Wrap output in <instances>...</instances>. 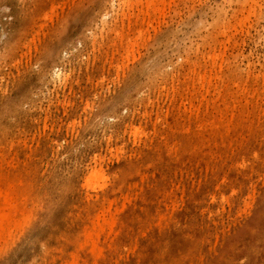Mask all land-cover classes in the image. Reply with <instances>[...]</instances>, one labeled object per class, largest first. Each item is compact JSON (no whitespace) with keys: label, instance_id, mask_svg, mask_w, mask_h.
<instances>
[{"label":"rangeland","instance_id":"1","mask_svg":"<svg viewBox=\"0 0 264 264\" xmlns=\"http://www.w3.org/2000/svg\"><path fill=\"white\" fill-rule=\"evenodd\" d=\"M56 1L0 0V264H264V0Z\"/></svg>","mask_w":264,"mask_h":264},{"label":"bare ground","instance_id":"2","mask_svg":"<svg viewBox=\"0 0 264 264\" xmlns=\"http://www.w3.org/2000/svg\"><path fill=\"white\" fill-rule=\"evenodd\" d=\"M55 1H56V0H55ZM70 1H71V0H70ZM70 1H69L68 4L71 3ZM82 1H83V0H82ZM126 1H128V0H126ZM129 1H131V0H129ZM129 1H128V2H129ZM56 2H58V4H59V2H61V1L57 0ZM65 2H66V1H65ZM124 2H125V1L123 0L122 3L124 4ZM128 2H127V4L130 3V2H129V3H128ZM63 3H64V2H61V4H63ZM146 3H147V4H146V8H147V9H148V8H151L152 5H153V6L155 5V4H152V5H151V4H148V3H151V1H148V2H146ZM152 3H153V2H152ZM58 4H57V5H58ZM61 4L58 5L57 8H58L59 6H62ZM127 4H125V5H127ZM50 5L52 6L53 4H50ZM64 5H65V4H64ZM80 5H81V4H80ZM125 5H124V6H125ZM130 5H131V3H130ZM130 5H129V6L127 5L128 7L126 6L125 8H129ZM147 5H148V6L151 5V7H150V6L147 7ZM54 6L56 7V5H53V6H52L53 9L55 8ZM65 6H66V5H65ZM67 6H68V5H67ZM67 6H66V8H67ZM69 6H71V5H69ZM157 6H158V5H157ZM49 8H50V7H49ZM57 8H56V10H57ZM153 8H154V7H153ZM153 8H152V9H153ZM53 9H52V10H53ZM60 9H61V7H60ZM152 9H151V11H152ZM156 9L158 10V7L154 9L155 11L153 10L154 12L152 11L153 14L156 13V11H157ZM50 10H51V9H50ZM144 10H145V9H144ZM61 11H62V9H61ZM121 11H122V10H121ZM147 11H148V10H147ZM47 12H48V11H47ZM47 12H44V14H45V13H46V14H50V13H47ZM49 12H51V14H50L51 16L48 15L49 17H48V16L45 17L46 15H44V14L42 13V14L44 15V18H43L44 20H46L47 18H48V19H52V15H53L54 12H53V11H49ZM143 12H144V11H143ZM122 13H123V11H122ZM124 13H125V17H126V12H124ZM145 13H148V12H146V10H145ZM56 14H57V13H56ZM128 14H129V13H127V15H128ZM148 14H151V13H148ZM54 15H55V13H54ZM130 15H132V14H130ZM151 15H152V14H151ZM41 16H42V15H41ZM148 16H150V15H148ZM42 17H43V16H42ZM126 18H127V17H126ZM128 19H130V18L128 17ZM137 20H138V18H137ZM129 21H131V20H129ZM134 21H136V19H135ZM128 23H129V22H128ZM132 24H134V23H132ZM128 27H129V26H128ZM128 27H127V29H128ZM130 28H131V27H130ZM132 31H134V30L132 29ZM135 31H138V30H135ZM116 32H118V31H116ZM127 32H128V31H127ZM138 32H139L140 35H142V34L140 33V31H138ZM138 32H137V34H138ZM120 33L122 34L121 31L118 32V34H120ZM125 33H126V32H125ZM126 34H127V33H126ZM117 36L119 37V35H117ZM34 37H35V36L33 35L32 38L35 40ZM115 37H116V36H115ZM118 37H117V39H118ZM120 37L122 38V35H121ZM120 37H119V38H120ZM136 37H137V39H138V38H140L141 36L138 37V35H136V36H134L133 38L136 39ZM121 38H120V40H121ZM126 38H128L127 40H129V42L126 41V42H128V43H126V44H129V43L131 44L130 40H132L133 38H132V39H129V37H126ZM117 39L115 38V40H117ZM137 39H136V40H137ZM29 40L31 41L32 39H29ZM120 40H117V41H120ZM32 41H33V40H32ZM88 41H89V40H88ZM134 41H135V40H134ZM123 42H124V41H123ZM135 42H138V41H135ZM28 43H29V41H28ZM116 43H117V42H116ZM116 43H114V41H113L112 45H113V46H114V45L117 46ZM133 43H134V42H133ZM133 43H132L131 45H133ZM120 44H121V41H120ZM120 44H119V45H120ZM134 44H135V43H134ZM121 45H123V43H122ZM124 45H125V44H124ZM113 46H112V47H113ZM125 46H126V45H125ZM128 47L130 48V46H128ZM113 48H114V47H113ZM115 48H116V47H115ZM122 48H124V47H122ZM124 49H125V48H124ZM124 49H123V51H124ZM116 50H117V48H116ZM118 50H119V49H118ZM118 50H117V52H119ZM120 51H121V50H120ZM125 52H126V51H125ZM113 53H114V49H113ZM113 53H112V54H113ZM123 53H124V52H123ZM114 54H115V53H114ZM116 54H118V53H116ZM125 54H126V53H125ZM214 54H215V55H214ZM212 55H213V56H212ZM212 55H210V56L213 57L214 59H212V60H213V63H212V60H211V64H215V63H216L215 58H216V57L218 58V56L220 55V53H219V54H218V53H213ZM126 56H127V55H126ZM210 56H209V58H210ZM214 56H215V57H214ZM110 57H112V56L110 55ZM219 58H220V57H219ZM220 59H221V58H220ZM221 61H222V59L220 60V63H216V65L213 66V67L211 66L212 69H207V70H210V72H212L211 70H213L214 67L219 66V65H222V64H221ZM217 62H218V61H217ZM222 63H223V62H222ZM217 64H218V65H217ZM197 67H198V66H197ZM199 67H201V65H199ZM193 68H195V66H194ZM193 68H190V69H193ZM204 68H205V67H204ZM204 68H203V69H204ZM219 68H221V67H219ZM195 69H196V68H195ZM203 69H202V70H203ZM216 69H217V67H216ZM193 70H194V69H193ZM198 70H199V73H197V74H195V75L200 74V69L198 68ZM190 71H191V70H190ZM213 71H214V72L211 73V74H213V75L215 76L217 71H215V70H213ZM195 72H196V71H194V73H195ZM205 72H206V73H209V72H207L206 70H205ZM205 72H203L204 74H201L202 76L204 75L203 77H205V75L208 76V75L210 74V73H209V74L207 75ZM190 73H191V72H190ZM214 73H215V74H214ZM217 73H218V72H217ZM219 73H221V70L219 71ZM192 74H193V73H192ZM187 75H188V74H187ZM187 75H186V76H187ZM190 75H191V74H190ZM193 75H194V74H193ZM201 75H200V76H201ZM66 76H68V75H66ZM200 76H199V77H200ZM214 76H212V77H213L212 79L218 77V76H215V77H214ZM191 77H192V76H191ZM196 77L198 78V76H196ZM196 77H195V78H196ZM188 78H189V82H190V79H191V78H190L189 76H188ZM197 78H196V79H197ZM205 78H206V77H205ZM207 78H208V80H209V79L211 80V77H210V76H208ZM207 78H206V79H207ZM218 78H220V76H219ZM65 79H66V78H65ZM185 79H186V78H185ZM193 79H194V78L192 77L191 82H194ZM186 80L188 81V79H186ZM192 80H193V81H192ZM208 80H207V81H208ZM217 80H218V79H217ZM220 80H221V79H220ZM171 81H172V80H171ZM198 81L200 82V78H199ZM202 81H203V79H202ZM207 81H206V83H207ZM260 81L263 83L264 80L262 81V79H261ZM184 82H185V81H184ZM191 82H190V83H191ZM204 82H205V80H204ZM204 82H200V85H202ZM223 82H224V81H223ZM233 82H234V81H233ZM238 82H239V81H238ZM195 83H196V80H195ZM201 83H202V84H201ZM212 83H213V81H212ZM234 83H235V82H234ZM236 83H237V82H236ZM242 83H243V82H242ZM244 83H245V82H244ZM197 84H198V83H197ZM220 84H221V83H220ZM237 84H238V83H237ZM237 84H235V86H237ZM239 84H241V82H240ZM185 85L187 86L188 84H185ZM198 85H199V84H198ZM198 85H197V87H198ZM203 85H204V87L206 88V84H203ZM210 85H211V83H210ZM217 85H218V84H217ZM217 85H216V86H217ZM242 85H243V84H242ZM244 85H245V88L247 89V91H248V89L250 90L251 87L247 88V87H246V83H245ZM248 85H249V83H248ZM257 85H260L259 82H258ZM186 86H185V87H186ZM189 86L192 87V84H190ZM194 86H196V85H194ZM207 86H209V84H208ZM218 86H219V85H218ZM220 86H221V85H220ZM223 86H224V85H223ZM226 86H227V85H226ZM171 87H172V88H171L172 90L176 89V87L173 89V85H172ZM187 87H188V86H187ZM191 87H190V88H191ZM199 87H200V86H199ZM199 87L196 88V89H199ZM204 87H202V88L204 89ZM238 87H240V86L238 85ZM238 87H237V89H234V90H235V91L238 90ZM207 88H210V89H211L210 86L207 87ZM207 88L204 89V90H206V91L203 90V93L208 91ZM241 88L244 89V87H242V86H241ZM193 89H195V87H193L191 90H193ZM196 89H195V90H196ZM246 89H245V90H246ZM186 90H188V88H187ZM245 90H243L244 93H245ZM193 91H194V90H193ZM196 91H197V90H196ZM196 91H194V92H190V93H191V96H192V93L195 94ZM198 91H200V90H198ZM249 92H250V91H249ZM251 92H252V91H251ZM251 92H250V93H251ZM254 92H255V91H253V93L251 94L252 96H251V98H249V100H250V99L253 100L252 97H253ZM256 93H257V91L255 92V94H256ZM248 94H249V93H247V95H248ZM259 94H260V93L257 94L258 97H259ZM195 96H196V94H195ZM248 96H249V95H248ZM255 96H256V95H255ZM236 97H237V96H236ZM244 97H246V95H244ZM258 97H257V99H258ZM193 98H195V97H193ZM197 98H198V97H197ZM201 98L204 99V96H203V97L201 96ZM221 98H222V97H221ZM230 98H231V96H230ZM239 99H240V98H239ZM239 99H238V101H239ZM246 99H247V98H246ZM246 99H244L245 102H248V100H246ZM225 100H226V99H225ZM234 100H235V99H234ZM234 100H232V102H234ZM236 100H237V99H236ZM223 101H224V98H223ZM226 102H227V101H226ZM233 104H234V103H233ZM259 105H260V104H259ZM259 105H258V107H259ZM88 106H89V105H88ZM88 106H86V107H88ZM225 106L227 107V109H229L228 107H230V106H228V105H225ZM225 106H224V107H225ZM260 106H261V105H260ZM258 107H257V109H258ZM88 108H89V107H88ZM254 108H255V107H254ZM193 109H194V106H192V112H190V113H193L194 110H196V109H194V110H193ZM222 110H223V109H222ZM225 110H226V108H225ZM255 110H256V109H255ZM262 110H263V109H262ZM227 111H228V110H227ZM227 111H226V114H227ZM220 112H221V111H220ZM251 112H252V111H251ZM253 112H255V111H253ZM258 112H260V110H258ZM194 114H195V112H194ZM246 114H247V113H246ZM249 114H250V113H249ZM261 114L263 115L262 111H261ZM145 115H147V114H145ZM195 115H196V114H195ZM219 115H220L221 117L223 116V115H221V114H219ZM253 115H255V113H254ZM256 115H257V114H256ZM259 115H260V114H259ZM259 115H258V116H259ZM196 116H197V115H196ZM196 116H195V117H196ZM211 116H212V119H211L212 121H210V123L213 124L212 122H213V118H214V116H213L212 114H211ZM260 116H261V115H260ZM263 116H264V115H263ZM195 117H194V119H195ZM225 117H226V116H225ZM215 118H216V117H215ZM238 118H239V117H238ZM258 118H259V117H258ZM261 118H262V116H261ZM263 118H264V117H263ZM216 119H217V118H216ZM226 119H227V118H226ZM231 119H232V118H231ZM231 119H230V120H231ZM234 119H236V118H234ZM234 119H233V120H234ZM214 120H215V119H214ZM217 120H218V119H217ZM73 121H74V120H73ZM207 121H209V120L207 119ZM215 121H216V120H215ZM225 121H226V120H225ZM262 121H263V119H262ZM157 122H158V121H157ZM220 122H221V121L219 120V123H220ZM236 122L238 123V121H236ZM249 123H251V122H249ZM69 124H70V123H69ZM72 124H74V123H72ZM188 124H189V122H188ZM206 124H207V123H206ZM227 124H228V122H227ZM245 124H247V123H245ZM251 124H253V122H252ZM207 125H208V124H207ZM215 125H218L217 122H216ZM215 125H214V126H215ZM238 125H239V124H238ZM238 125H237V126H238ZM241 125H242V124H241ZM188 126H189V125H188ZM211 126H212V125H211ZM223 126H225V125H223ZM234 126H235V125H234ZM243 126H245V125H243ZM246 126H248V124H247ZM256 126H257V125H256ZM217 127H218V126H217ZM235 127H236V126H235ZM240 127H241V126H240ZM258 127H259V126H258ZM134 128H135V129H133V132H134L133 134H134V135H133V134H132V135L135 137L136 134H138V128H136V127H134ZM152 128H153V127H152ZM188 128H189V127H188ZM188 128H187V129H188ZM195 128H196V127H195ZM221 128H222V127H221ZM228 128H229V127H228ZM244 128H245V127H244ZM254 128H255V127H254ZM261 128H263V127H261ZM139 129H142V128H139ZM185 129H186V128H185ZM187 129H186V130H187ZM201 129H202V128H201V126H200V129H199V130H201ZM213 129H214V128H213ZM241 129H242V127H241ZM246 129H247V128H246ZM249 129L251 130L250 126H248V129H247V130H249ZM257 129H258V128H257ZM195 130H196V129H195ZM220 130H222V129H220ZM225 130H227V127H226V129H225V127H224V131H223V130H222V131L225 133V132H226ZM234 130H235V129H234ZM140 131H141L143 134H145V132L143 131V129L140 130ZM153 131H154V130H153ZM171 131H172V130H171ZM184 131H185V130H184ZM192 131H193V129H192ZM204 131H205V129H204ZM231 131H232V130H231ZM147 132H148V131H147ZM147 132H146V135H145L146 138H147ZM151 132H152V131H151ZM167 132H168V131H167ZM185 132H186V131H185ZM187 132H188V130H187ZM205 132H206V131H205ZM217 132H218V131H217ZM139 133H140V132H139ZM149 133H150V132H149ZM149 133H148V135H149ZM198 133H199V132H198ZM206 133H207V132H206ZM219 133H220V132H219ZM248 133H249V132H248ZM140 134H141V133H140ZM140 134H139V135H140ZM143 134H141V135H143ZM174 134H175V133H174ZM174 134H173V135H174ZM179 134H180V132H179ZM186 134H187V133H186ZM199 134H200V133H199ZM250 134H251V133H250ZM254 134H255V133H254ZM139 135H138V136H139ZM165 135H166V134H165ZM168 135H170V134H168ZM200 135H201V134H200ZM213 135H214V134H213ZM217 135H218V134H217ZM227 135H228V133H227ZM177 136H179V135H177ZM190 136H191V135H190ZM190 136H189V137H190ZM193 136H194V135H193ZM208 136H210V135H208ZM219 136H220V135H219ZM225 136H226V135H225ZM255 136H256V135H255ZM134 137H133V138H134ZM145 137H144V138H145ZM179 137H180V136H179ZM217 137H218V136H217ZM217 137H216V139H217ZM226 137H227V136H226ZM137 138L140 139L139 137H137ZM149 138H150V137H149ZM149 138H147V139H149ZM175 138H176V137H175ZM180 138H181V137H180ZM207 138H208V137H207ZM210 138H213V136H211ZM210 138H209V139H210ZM221 138H222V137H221ZM223 138H224V137H223ZM181 139H182V138H181ZM181 139H180V140H181ZM251 139H252V138H251ZM261 139H263V141H264V138L261 137ZM134 140H136V138H134ZM140 140H141V139H140ZM151 140H152V139H151ZM190 140H191V139H190ZM204 140H205V139H204ZM206 140H207V139H206ZM214 140H215V138H214ZM220 140H221V139H220ZM224 140H225V139H224ZM136 141H137V140H136ZM143 141H144V140H143ZM175 141H176V140H175ZM192 141H193V140H192ZM221 141H222V140H221ZM221 141H220V142H221ZM138 142H139V140H138ZM141 142H142V141H141ZM144 142L146 143V140H145ZM152 142H153V141H152ZM152 142H151V144H152ZM222 142H223V141H222ZM252 142H253V141H252ZM252 142H251V143H252ZM145 143H144V144H145ZM174 143H175V142H174ZM176 143H177V142H176ZM179 143H180V142H179ZM186 143H187V142H186ZM189 143H190V142H189ZM189 143H188V144H189ZM192 143H193V142H192ZM197 143H198V141H197ZM201 143H203V142H201ZM151 144L149 143V145H151ZM159 144H160V143H159ZM163 144H164V143H163ZM180 144H181V143H180ZM147 145H148V144H147ZM157 145H158V144H157ZM173 145H174V144H173ZM175 145H176V144H175ZM178 145H179V144H178ZM178 145H176V148H177ZM193 145H195V144H193ZM208 145H209V143H208ZM167 146H168V145H167ZM183 146H184V145H183ZM185 146H186V145H185ZM147 147H148V146H147ZM147 147H145V148L147 149ZM158 147H159V146H158ZM171 147H172V146H171ZM180 147H181V146H180ZM189 147H190V146H189ZM189 147L187 146V148H189ZM200 147H201V145H200ZM250 147H251V146H250ZM29 148H30V147H29ZM149 148H150V147H149ZM165 148H166V147H165ZM169 148H170V147H169ZM174 148H175V147H174ZM195 148H196V147H194L193 149H195ZM119 149L121 150V148H119ZM119 149H118V150H119ZM122 149H123V148H122ZM150 149H151V148H150ZM150 149H149V150H150ZM181 149H182V148H181ZM189 149L191 150L192 148H189ZM189 149H188V150H189ZM193 149H192V150H193ZM196 149L199 150V148H196ZM118 150H117V151H118ZM169 150H171L170 152L172 153V149H169ZM188 150H187V151H188ZM190 150H189V151H190ZM192 150H191V151H192ZM197 150H196V151H197ZM163 151H164V150H163ZM165 151H166V150H165ZM175 151H176V150H175ZM177 151H178V150H177ZM182 151H183V150H182ZM191 151H190V152H191ZM119 152H122V155H123V152H124V151L121 150V151H119ZM152 152H153V151H152ZM185 152H186V151H185ZM185 152H184V153H185ZM190 152H189V153H190ZM193 152H194V151H193ZM198 152H199V151H198ZM116 153H117V152H116ZM173 153H174V157H176L177 154H176L175 152H173ZM177 153H178V152H177ZM181 153H182V152H181ZM189 153H188V154H189ZM210 153H211V152H210ZM253 153H255V154L253 155V156L255 157V156H256V152H253ZM253 153H252V154H253ZM119 154H120V153H119ZM168 154H169V153H168ZM175 154H176V155H175ZM185 154H186V153H185ZM205 154H206V153H205ZM207 154H208V152H207ZM171 155H172V154H171ZM208 155H209V154H208ZM208 155H206V156H207L208 160L210 161L211 158L209 159V156H208ZM95 156H96V155L93 156V158H92L91 161H93V159H94ZM116 156H117V157H116ZM116 156H115V157L118 158V156H120V155L116 154ZM167 156H168V155H167ZM201 156H202V155H201ZM204 156H205V155H204ZM204 156H203V157H204ZM206 156H205V157H206ZM203 157H202V158H203ZM210 157H211V156H210ZM237 157H238V156H237ZM256 157H257V156H256ZM256 157H255V158H256ZM96 158H98V157H96ZM96 158H95V159H96ZM120 158H121V157H120ZM151 159H154V158H151ZM242 159H244V158H242ZM142 160H144V159H142ZM252 160H253V158H252ZM98 161L101 162V159H99ZM103 161H104V160L102 159V162H103ZM235 161H236V160H235ZM96 162H97V161H96ZM96 162H94V164H95ZM100 162H98V163H99V166H100ZM174 162H175V161H174ZM205 162H207V160H206ZM236 162H237V161H236ZM240 162L243 164V160H241ZM240 162H239V163H240ZM233 163H234V162H233ZM239 163H238V166H239V168H240V165H241V164L239 165ZM248 163H249V162H248ZM150 164H152V163H150ZM236 164H237V163H236ZM236 164H235V165H236ZM251 164H252V163H251ZM90 165H91V164H90ZM104 165H105V164H104ZM208 165H209V164H207V167H208ZM92 166H93V165H92ZM92 166H90V167H92ZM99 166H98V167H99ZM232 166H234V165L232 164ZM236 166H237V165H236ZM243 166H244V165H243ZM249 166H250V165H249ZM93 167H94V168H92V169L88 167V168L90 169L89 172H87L88 170H86V172H87V173H86V176L84 175L86 181H85V179H84V181H85V183H87V184H84V183H83V184L86 185V186L88 185L87 188H90V187H91L92 189L94 188V190L97 192V189H98L97 187H98V185H99V188H100L101 186H104L103 184L106 183L105 180H106L108 177H107V174H106V177L104 176V170H103V168L101 169V166H100L99 168H95V165H94ZM147 167H148V166H147ZM205 167H206V166H205ZM207 167H206V168H207ZM241 167H242V165H241ZM245 167H246V166H245ZM245 167H244V168H245ZM106 168H107V167H106ZM122 168H123V167H122ZM206 168H205V169H206ZM210 168H211V167H210ZM237 168H238V167H237ZM100 169L103 171V173L100 172ZM206 170H207V169H206ZM214 170H215V169H214ZM234 170H235V169H234ZM125 171H126V170H125ZM125 171H124V172H125ZM212 171H213V169H212ZM212 171H211V172H212ZM135 172H136V171H135ZM215 172H216V171H215ZM127 173H128V170H127ZM206 173H207V172H206ZM216 173H217V172H216ZM216 173H215V174H216ZM112 175H113V174H112ZM137 175H138V174H137ZM201 176H202V175H201ZM209 176H210V178H211V175H209ZM217 176H218V175H217ZM116 177H117V175H116ZM212 177H214V176H212ZM66 178H67V177H66ZM216 178H217V177H216ZM219 178H220V177H219ZM221 178H224V177H222V175H221ZM4 179H5V178H4ZM224 179H226V178H224ZM108 180H109V179H108ZM180 180H181V179H180ZM198 180H199V178H198ZM263 180H264V179H263ZM112 181H113V180H112ZM214 181H215V180H213V181L211 180V183H210L209 185H211L212 182L214 183ZM218 181H219V180H218ZM221 181H223V180L221 179V180H220V183H221ZM261 181H262V180H261ZM100 182H101V184H100ZM204 182H205V181H204ZM223 182H224V181H223ZM218 183H219V182H218ZM263 183H264V182H262V184H263ZM215 184H216V183H215ZM223 184H224V183H223ZM100 185H101V186H100ZM134 185H135V184H134ZM155 185H156V184H155ZM212 185L214 186V184H212ZM96 186H97V187H96ZM118 186H119V185H118ZM222 186H223V185H222ZM259 186H260V185H259ZM95 187H96L97 189H96ZM211 187H212V186H211ZM227 188H228V187H227ZM231 188H232V187H231ZM233 188H234V187H233ZM251 188H252V187H251ZM82 189H83V188H82ZM92 189H91V190L89 189V190L92 191ZM100 189H102V187H101ZM117 189H119V188L117 187ZM211 189H212V188H211ZM224 189H226V188H224ZM237 189H239V187H238ZM245 189H246V188H245ZM247 189H248V188H247ZM221 190H222V189H221ZM234 190H235V188H234V189H231V191H233V192H234ZM87 191H88V190H87ZM87 191H86V192H87ZM95 191H94V192H95ZM101 191H102V190H101ZM111 191H112V190H111ZM116 191H117V190H116ZM181 191H182V190H181ZM212 191H213V189H212ZM224 191H225V190H224ZM239 191H240V190H239ZM245 191H246V190H245ZM247 191H248V190H247ZM262 191H263V190H262ZM80 192H81V191H80ZM118 192H119V191H118ZM208 192H209V191H208ZM251 192H252V191H251ZM113 193H114V191H113ZM120 193H121V192H120ZM182 193H183V192H182ZM210 193H213V192H210ZM230 193H231V192H230ZM230 193H229V194H230ZM238 193H239V192H238ZM253 193H254V192H252V194H253ZM6 194H8V193H7V192H6V193H1V191H0V207H1V203H2V201L5 200V198H6ZM54 194H56V193H54ZM58 194H59V193H58ZM84 194H85V192H84ZM94 194H95V193H94ZM227 194H228V193H227ZM236 194H237V192H236ZM239 194H240V193H239ZM249 194H250V193H249ZM52 195H53V194H52ZM95 195H96V194H95ZM206 195H207V193H206ZM230 195H231V194H230ZM240 195H241V194H240ZM256 195H257V194H256ZM256 195H255V196H256ZM86 196H87V195H86ZM90 196H91V199H92V195H90ZM102 196H103V195H102ZM102 196H101V197H102ZM208 196H209V195H208ZM212 196H213L212 198L214 199V195H213V194H212ZM217 196H218V195H217ZM228 196H229V195H228ZM253 196H254V195H253ZM259 196H260V195H259ZM131 197H132V196H131ZM134 197H135V196H134ZM209 197H211V196H209ZM219 197H220V196H219ZM219 197H218V199H219ZM232 197H233V196H232ZM232 197H231V198H232ZM236 197H237V195H236ZM236 197H235L234 199H236ZM239 197H240V196H239ZM244 197H245V195H244ZM246 197H248V194H247ZM86 198H87V197H86ZM102 198H104V196H103ZM132 198H133V197H132ZM206 198H207V196H206ZM242 198H243V197H242ZM251 198H252V199H251ZM94 199H97V195H96V198H94ZM104 199H105V198H104ZM106 199H107V198H106ZM130 199H131V198H130ZM213 199H211V201H212ZM234 199H233V200H234ZM247 199H248V201H249V197H248ZM250 199H251L252 202H253V197H250ZM221 200H222V199H221ZM230 200H231V199H230ZM233 200H232V201H233ZM238 200H239V199H238ZM240 200H241V199H240ZM244 200H245V199H244ZM244 200H242V201H244ZM251 200H250V201H251ZM54 201H55V200H54ZM86 201H87V200H86ZM92 201H93V200H92ZM110 201H111V200H110ZM103 202H104V201H103ZM179 202H180V201H179ZM187 202H188V201H187ZM187 202H186V203H187ZM203 202H205V201H203ZM219 202L221 203L222 201H218V203H219ZM87 203H88V202H87ZM110 203H111V202H110ZM122 203H123V202H122ZM177 203H178V202H177ZM184 203H185V202H184ZM194 203H195V202H194ZM208 203H209V202H208ZM95 204H96V203H95ZM102 204H103V203H102ZM124 204H125V203H124ZM124 204H123V205H124ZM232 204H233V203H232ZM240 204L243 205V203H240ZM249 204H250V202H249ZM251 204H252V203H251ZM137 205H138V204H137ZM181 205H182V204H181ZM237 205H238V204H237ZM92 206H94V205H92ZM92 206H91V207H92ZM135 206H136V205H135ZM183 206H184V205H183ZM201 206H202V205H201ZM204 206H205V205H204ZM208 206H209V205H208ZM208 206H207V209H208ZM247 206H248V204H246L245 207H247ZM250 206H251V205H249V207H250ZM87 207H88V206H87ZM123 207H124V206H123ZM138 207H139V206H138ZM140 207H141V206H140ZM176 207H177V206H176ZM220 207H222V206H220ZM241 207H242V206H241ZM245 207H244V209H242L243 213H244V210L246 209ZM93 208H94V207H93ZM106 208H108V206H106ZM166 208H167V207H166ZM171 208H172V210H173V206H172ZM187 208H188V207H187ZM213 208H214V207H213ZM143 209H144V208H142V210H143ZM178 209H179V208H178ZM203 209H204V207H203ZM205 209H206V208H205ZM207 209H206V210H207ZM222 209H223V208H222ZM238 209H239V208H238ZM248 209H249V208H248ZM7 210H8V209H7ZM144 210H145V209H144ZM172 210H171V211H172ZM185 210H186V208H185ZM211 210H212V209H211ZM240 210H241V209H239L238 211H240ZM100 211H101V210H100ZM109 211H110V210H109ZM138 211H140V210H138ZM141 212H142V211H141ZM143 212H144V211H143ZM207 212H208V211H207ZM214 212H215V211H214ZM236 212H237V211H236ZM5 213H6V212H5ZM113 213H114V212H112V214H113ZM145 213H146V210H145ZM243 213H242V214H243ZM85 214H86V213H85ZM100 214H102V213H100ZM100 214H99V215H100ZM162 214H163V213H162ZM238 214H241V213H238ZM47 215H49V214H47ZM94 215H95V214H94ZM209 215H211V214H209ZM245 215H246V214H245ZM87 216H88V215H87ZM108 216H110V215H108ZM114 216H115V215H114ZM106 217H107V216H106ZM208 217H210V216H208ZM240 217H241V216H240ZM82 218H83V217H82ZM97 218H99V216H97ZM102 218H104V217L102 216ZM114 218H115V217H114ZM146 218H147V217H146ZM211 218H212V217H211ZM211 218H210V220H211ZM212 219H213V218H212ZM99 220H100V219H99ZM207 220H208V219H207ZM207 220H206V221H207ZM238 220H239V217H238ZM37 221H38V220H37ZM87 221H89V220H87ZM97 221H98V220H97ZM172 221H173V220H172ZM240 221H241V220H240ZM184 222H185V221H184ZM207 222H208V221H207ZM232 222H233V221H232ZM6 223H7V222H6V216L3 214V212L1 211V208H0V235H1V234H2L3 236L7 235V236L4 237L6 243H8V240L14 242L15 235L11 234V231L9 230V227H7V226L5 225ZM97 223H98V222H97ZM112 223L114 224V221H113V222L105 221V222H103L102 224H99V223H98L97 226H98L101 230H103L106 226L111 225ZM236 223H238V222H236ZM241 223H242V221H241ZM57 224H58V223H57ZM147 224H148V223H147ZM155 224H156V223H155ZM233 225H235V224H233ZM241 225H242V224H241ZM238 226H240V225H238ZM256 226H257V225H256ZM159 227H160V226H159ZM236 227H237V225H236ZM251 227H252V226H251ZM64 228H65V227H64ZM249 228H250V227H249ZM95 229H96V226L94 225L93 228L91 227V228L88 230V232H87V236H86V239H85V243H84V245H88V247L90 246L92 250H96V249H97V242H96V240H95ZM111 229H112V227H111ZM250 229H251V228H250ZM250 229H249V230H250ZM257 229H258V228H257ZM133 231H134V230H133ZM229 231H230V230H229ZM256 231H257V230H256ZM260 231H261V230H260ZM263 231H264V230H263ZM97 233H98V232H97ZM228 233H229V232H228ZM263 233H264V232H262V234H263ZM229 234H230V233H229ZM56 235H57V233H56ZM57 236H58V235H57ZM125 236H127V235H125ZM130 236H131V235H130ZM130 236H129V237H130ZM255 236H256V235H255ZM258 236H259V235H258ZM260 237H261V236H260ZM55 238H56V237H55ZM220 238H221V237H220ZM245 238H246V237H245ZM135 239H136V238H135ZM217 239H218V237H217ZM229 239H230V238H229ZM240 239H241V238H240ZM242 239H243V238H242ZM258 239H259V238H257V240H256L257 242H258ZM200 240H201V239H200ZM215 240H216V239H215ZM215 240H214V241H215ZM227 240H228V239H227ZM259 240H260V239H259ZM261 240H263V239H261ZM48 241H49V240H48ZM67 241H68V240H67ZM67 241H66V243H67ZM72 241H73V240H72ZM76 241H77V240H76ZM68 242H69V241H68ZM98 242H99V241H98ZM215 242H216V241H215ZM233 242H234V241H233ZM214 244H215V243H214ZM229 244H230V243H229ZM2 245H3V243H1V246H2ZM7 245H8V244H7ZM84 245H83V246H84ZM218 245H219V243H218ZM248 245H249V244H248ZM130 246H131V245H130ZM219 246H220V245H219ZM9 247H10V246H9ZM69 247H71V246H69ZM74 247H76V246H74ZM127 248H128V247H127ZM101 249H102V248H101ZM124 249H125V248H124ZM0 250H1V249H0ZM76 250H77V249H76ZM207 250H208V249H207ZM131 251H132V250H131ZM212 251H213V250H212ZM46 252H47V251H46ZM208 252H209V251H208ZM0 253H1V252H0ZM84 253H85V252H84ZM177 253H179V252H177ZM215 253H216V252H215ZM179 254H180V253H179ZM90 255H91V254H90ZM183 255H184V254H183ZM177 256H178V255H177ZM221 256H222V255H221ZM260 258H261V256H260ZM263 258H264V257H263ZM48 259H50V258H48ZM243 259H244V258H243ZM261 259H262V258H261ZM51 260H52V259H51ZM79 260H80V254H79L78 251H76L75 253L72 254V260H71L68 264H75V263L78 262ZM201 261H202V259H201ZM201 261H200V262H201ZM122 262H123V261H122ZM225 262H226V261H225ZM228 262H229V261H228ZM240 262H241V261H240ZM120 263H121V262H120ZM123 263H124V262H123ZM230 263H231V262H230ZM234 263H235V262H234ZM263 263H264V262H263ZM158 264H159V263H158Z\"/></svg>","mask_w":264,"mask_h":264}]
</instances>
